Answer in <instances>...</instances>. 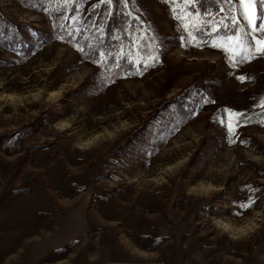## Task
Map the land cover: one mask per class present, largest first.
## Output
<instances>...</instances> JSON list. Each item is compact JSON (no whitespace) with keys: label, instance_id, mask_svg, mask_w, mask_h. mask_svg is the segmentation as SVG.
Wrapping results in <instances>:
<instances>
[{"label":"rangeland","instance_id":"rangeland-1","mask_svg":"<svg viewBox=\"0 0 264 264\" xmlns=\"http://www.w3.org/2000/svg\"><path fill=\"white\" fill-rule=\"evenodd\" d=\"M63 5L0 0V264H264V57L232 67L226 35L198 47L140 0L159 61L108 84L56 34ZM225 108L251 119L236 143Z\"/></svg>","mask_w":264,"mask_h":264},{"label":"trees","instance_id":"trees-1","mask_svg":"<svg viewBox=\"0 0 264 264\" xmlns=\"http://www.w3.org/2000/svg\"><path fill=\"white\" fill-rule=\"evenodd\" d=\"M139 2L140 0H128V7L125 8L119 2L109 7L108 5L99 4V0H72L70 4H64L62 8L53 14L56 34L59 37H63L61 40L67 43L83 47L84 52H81L83 57L92 63L99 59L100 51H105L106 53L112 52L114 54L123 47L125 55L129 51L135 54L137 49L132 46L133 36L140 41V54L143 57H147L153 51L155 53L158 52L162 42L151 25L144 21L140 14L141 10L137 6ZM177 3L179 4L180 0H177ZM92 5H96V7H92ZM78 6L84 9L83 15L78 18V22H71L69 15L72 14L74 7L77 9ZM188 7L190 10H193L191 5ZM195 7L202 13L208 11L213 14L210 17H203L206 21L214 20L218 23L220 18L224 16V13L220 12L216 0H199V4ZM224 7L227 9L226 4ZM109 12H111L110 15L108 14ZM129 13L131 15H128ZM60 15L63 18V22L60 19ZM225 23L230 24V21L226 20ZM241 23L245 26L242 20ZM77 28H79V32L76 31ZM245 28L247 29L246 26ZM194 34L197 36V40L201 42V45H206L218 35H232L234 32L230 28H224L223 26L212 32L209 26H205L197 29ZM114 63V56H112L108 57L106 66L104 64L98 65L101 70L100 75L105 80V83L110 84V82H106L109 77H111L112 81L114 78L123 75L125 71L144 66L142 63L130 66L127 59L120 61L121 68H115L113 66ZM182 97L180 95V99Z\"/></svg>","mask_w":264,"mask_h":264},{"label":"snow or ice","instance_id":"snow-or-ice-1","mask_svg":"<svg viewBox=\"0 0 264 264\" xmlns=\"http://www.w3.org/2000/svg\"><path fill=\"white\" fill-rule=\"evenodd\" d=\"M72 0H63L64 4H70ZM116 2H119L125 8L128 7V0H99V4L108 5L109 7L113 6ZM168 2L172 3V14L174 18L181 22V25L184 31L187 32V41L194 42L196 46H202L201 42L197 40V36L194 34L197 29L203 28L205 26H209L212 32H215L218 28L223 26L224 28H230L234 34L226 35L224 37H219L213 40L212 47L220 48L225 53L228 54L229 62L232 67H238L240 63L251 61L256 57H264V19L260 20L258 24V18L260 16H264V12H260V9H264V0H216V3L219 5V9L221 13H224V16L220 18L217 23L214 20H204L205 16H212L211 12L205 11L201 12L196 9V5L199 4V0H180V3H177V0H168ZM183 5L182 7L180 5ZM227 5V9H225L224 5ZM189 5L192 6L193 10H189ZM92 7H96V5H92ZM179 8V11H177ZM47 9H45L46 11ZM109 15L111 12L108 13ZM128 15H131L130 13ZM247 22V29L241 23V19ZM78 19V16H73L72 20L75 22ZM230 21L229 23H225V21ZM79 32V28L76 29ZM259 33V35H257ZM71 35V33H69ZM250 37V40H249ZM63 39V37H59ZM182 40L185 37H181ZM132 46L137 49L136 53L129 51L127 55H125L123 47H121L114 54L112 52H99V59L95 60L94 63L97 65L104 64L107 65L108 57L114 56V67L121 68L122 65L120 61L122 59H127L129 61L130 66L132 64L139 65L141 63L144 64L145 69L149 66V62L152 63L159 61L158 54L153 51L149 56L143 57L140 54V41L133 36ZM78 50L80 52H84L83 47L77 45ZM87 55V54H86ZM107 70V67H106ZM137 74L143 75V72L140 69H136ZM124 76L130 75L127 71L123 73ZM241 82H244L247 79H251V77H246L244 75H239L236 77ZM112 82L111 77H109L108 81ZM209 102L205 99V103ZM261 106L264 107V98L261 99ZM224 115L216 117L218 119V123L221 126H224L227 133V140L229 143H236L234 137L236 136L237 129L241 127V125H247L251 123L250 116L246 113L234 110L231 108H225L223 110ZM259 124L264 126V118L258 121ZM240 143H246V141L240 140ZM246 188L250 186L246 185ZM255 201L249 196L246 199V202H241L239 204V208L248 209Z\"/></svg>","mask_w":264,"mask_h":264}]
</instances>
